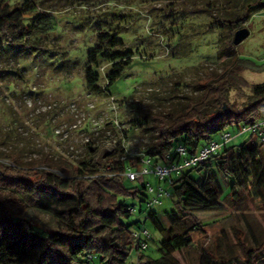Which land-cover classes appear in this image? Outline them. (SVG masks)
<instances>
[{"label": "rangeland", "instance_id": "rangeland-1", "mask_svg": "<svg viewBox=\"0 0 264 264\" xmlns=\"http://www.w3.org/2000/svg\"><path fill=\"white\" fill-rule=\"evenodd\" d=\"M32 1L35 12L54 16L53 29L41 36L45 47L25 50L5 44L0 57V163L13 168L35 169L46 162L76 165L93 148L111 151L118 142L126 146L127 159L153 151L160 118L188 98L200 96L199 82L220 72L230 51L229 22L237 17L250 34L236 46V53L264 63V9L249 15L241 8L242 0ZM100 32L123 41L114 50L131 51L132 57L114 84L94 93L87 88L84 68ZM110 67L100 60L96 68L97 85L103 89ZM240 75L250 84L264 81V69H245ZM227 95L230 105L241 108L250 93L247 88H231ZM249 137L239 134L228 146L237 148ZM144 179L159 183L152 174ZM126 201L138 210V199ZM175 202V196H164L155 207L164 225L165 217L176 211ZM24 216L41 236L56 229L49 212L26 208ZM137 219L135 214L124 222ZM145 227L152 240L144 253L155 259L161 235L150 221ZM204 230L192 235L189 249L174 252L182 264H198V251L214 248L213 239L222 230L226 237L219 235L216 252L227 257L230 250L241 256L236 235L248 247L262 241L264 211L245 196L237 207L223 203V210L206 221ZM127 263H136L134 249Z\"/></svg>", "mask_w": 264, "mask_h": 264}, {"label": "trees", "instance_id": "trees-1", "mask_svg": "<svg viewBox=\"0 0 264 264\" xmlns=\"http://www.w3.org/2000/svg\"><path fill=\"white\" fill-rule=\"evenodd\" d=\"M13 1L0 0V57L5 44L43 49L41 36L54 25V16L35 12L32 0L17 5ZM241 5L250 15L264 9V0H242ZM240 19L229 22L230 51L220 72L199 82L200 96L188 98L176 111L160 118L154 150L147 154L153 162H166V156L172 159L178 144L192 153L224 131L235 133L241 126L264 118V81L250 84L240 75L245 69L261 71L264 63L238 55L232 43L234 31L242 26ZM97 40L98 45L87 53L84 68L87 88L94 93L114 84L132 57L131 51L114 50L124 45L115 35L100 32ZM100 60L111 65L104 74V89L97 85ZM231 88L248 89L249 101L244 107L229 104ZM230 127L236 130L230 131ZM263 144L250 135L237 148L227 144L196 167L175 174L169 195L176 198V211L165 217L167 225L155 212L158 205L146 206L144 186L129 187L132 182L122 176L125 164L138 167L139 157L121 159L125 150L120 142L111 151L93 148L89 157L76 165L46 162L44 167L22 170L0 163V264H128L133 249L134 264H182L174 252L193 246L192 235L205 232L206 221L223 210V203L237 207L250 196L264 211ZM129 198L138 199L137 211L126 201ZM26 208L51 213L56 229L45 236L37 234L24 216ZM135 214L138 219L125 224L124 220ZM147 221L161 235L155 259L144 253L152 235L144 250L142 239L132 236ZM219 235L226 237V232ZM219 235L213 239L214 248L198 251V264H258L264 259V239L248 247L235 234L242 254L236 256L228 250L225 257L216 252Z\"/></svg>", "mask_w": 264, "mask_h": 264}, {"label": "built area", "instance_id": "built-area-1", "mask_svg": "<svg viewBox=\"0 0 264 264\" xmlns=\"http://www.w3.org/2000/svg\"><path fill=\"white\" fill-rule=\"evenodd\" d=\"M243 133L253 135L258 141L263 142L264 118L257 120L253 124L241 126L235 133L224 131L220 134L218 139L205 143L192 153H189L184 145L178 144L175 147L174 157L170 159L169 156H166V162H153L150 156L140 151L132 156L139 157L137 163L138 167L134 168L129 163L125 164L122 176L137 186H144L147 199L146 206L159 205L161 204L162 197L169 196V187L175 174L180 173L185 168H192L201 164L210 155L220 151L235 136ZM122 147L125 153L122 155L121 159L126 160L128 152L124 144H122ZM149 174H152L159 181L156 186L144 179V176ZM162 182H164L166 186L161 185ZM134 210L133 207L130 208V211L134 212ZM132 236L134 239H142L140 245L141 249L144 250L148 246L146 240L150 238L151 233L147 228L142 227L133 231Z\"/></svg>", "mask_w": 264, "mask_h": 264}, {"label": "water", "instance_id": "water-1", "mask_svg": "<svg viewBox=\"0 0 264 264\" xmlns=\"http://www.w3.org/2000/svg\"><path fill=\"white\" fill-rule=\"evenodd\" d=\"M250 34V30L247 27H240L236 29L232 36V43L234 46L239 45Z\"/></svg>", "mask_w": 264, "mask_h": 264}]
</instances>
